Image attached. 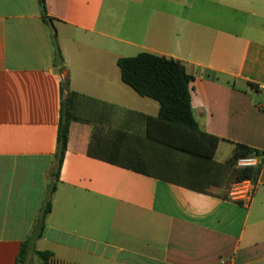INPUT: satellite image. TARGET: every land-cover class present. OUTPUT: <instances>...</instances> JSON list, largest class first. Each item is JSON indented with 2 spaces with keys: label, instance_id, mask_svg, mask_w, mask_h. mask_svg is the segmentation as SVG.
I'll list each match as a JSON object with an SVG mask.
<instances>
[{
  "label": "crops",
  "instance_id": "1",
  "mask_svg": "<svg viewBox=\"0 0 264 264\" xmlns=\"http://www.w3.org/2000/svg\"><path fill=\"white\" fill-rule=\"evenodd\" d=\"M45 2L51 24L38 0H0V264H15L30 238L70 264H264V165L243 204L225 186L200 193L107 161L138 155L153 171L163 161L147 133L160 105L118 65L140 53L185 64L199 126L220 139L216 162L239 144L264 154V0ZM64 78L85 99L37 238Z\"/></svg>",
  "mask_w": 264,
  "mask_h": 264
},
{
  "label": "trees",
  "instance_id": "2",
  "mask_svg": "<svg viewBox=\"0 0 264 264\" xmlns=\"http://www.w3.org/2000/svg\"><path fill=\"white\" fill-rule=\"evenodd\" d=\"M44 23L51 24L47 16L45 0H38ZM52 48L54 64L64 62L57 35L53 36ZM122 81L141 97L155 100L160 105L157 117H147L148 138L159 145L163 161L155 171L138 155H117L116 159H107L110 163L130 168L144 174H156L162 179L178 182L180 185L200 193H210L207 187H229L232 183L243 180L255 182L259 169H238V158L258 154L245 145H237L232 158L226 163L216 162L214 157L220 139L204 132L196 119L192 106V82L185 64L177 59L151 53H140L135 57L121 58L118 61ZM63 92L60 109V122L57 137L55 168L52 172L45 207L37 224V238L45 228L47 216L52 211V199L60 180L61 168L68 149L70 127L76 119V104L85 99L70 89L68 78L63 80ZM90 154L91 153L90 151ZM226 199L230 200L228 195ZM241 203V202H236ZM35 239L22 243L15 264H27L28 257L34 253L42 264H62L50 251H38ZM70 264V263H66Z\"/></svg>",
  "mask_w": 264,
  "mask_h": 264
},
{
  "label": "built area",
  "instance_id": "3",
  "mask_svg": "<svg viewBox=\"0 0 264 264\" xmlns=\"http://www.w3.org/2000/svg\"><path fill=\"white\" fill-rule=\"evenodd\" d=\"M264 165V154L258 152V154H252L249 156L240 157L235 163V167L238 169H259L261 171ZM228 197L231 201L242 202L243 204H250L255 195V188L253 181L243 180L237 181L231 184L228 191ZM64 262L62 264H66Z\"/></svg>",
  "mask_w": 264,
  "mask_h": 264
},
{
  "label": "rangeland",
  "instance_id": "4",
  "mask_svg": "<svg viewBox=\"0 0 264 264\" xmlns=\"http://www.w3.org/2000/svg\"><path fill=\"white\" fill-rule=\"evenodd\" d=\"M29 260L30 264H42V261L39 259V257L34 255L33 253L30 254Z\"/></svg>",
  "mask_w": 264,
  "mask_h": 264
}]
</instances>
